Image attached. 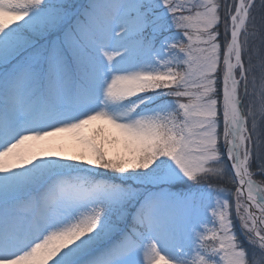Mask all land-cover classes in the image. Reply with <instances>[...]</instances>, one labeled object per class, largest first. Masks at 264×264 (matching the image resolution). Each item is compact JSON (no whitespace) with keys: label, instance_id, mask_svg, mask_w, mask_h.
Instances as JSON below:
<instances>
[{"label":"snow or ice","instance_id":"1","mask_svg":"<svg viewBox=\"0 0 264 264\" xmlns=\"http://www.w3.org/2000/svg\"><path fill=\"white\" fill-rule=\"evenodd\" d=\"M0 264H264V0H0Z\"/></svg>","mask_w":264,"mask_h":264}]
</instances>
